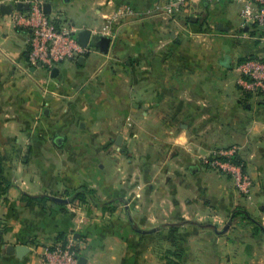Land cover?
<instances>
[{"label":"crops","instance_id":"0c3cea01","mask_svg":"<svg viewBox=\"0 0 264 264\" xmlns=\"http://www.w3.org/2000/svg\"><path fill=\"white\" fill-rule=\"evenodd\" d=\"M39 1L77 38L84 28L102 34L115 6L140 12L159 0ZM200 2L212 14L208 25L196 19L204 12L197 2L179 24L125 17L104 33L112 37L108 54L88 45L83 56L58 62L54 76L30 64L29 31L0 9V166L29 194L64 197L86 186L114 207L87 204L74 214L52 202L43 210L0 200V227L8 228L0 264H41V246L72 231L86 264H264V93L241 90L236 70L251 55L264 58V44L242 43L252 27L232 28L215 11L222 7ZM234 143L251 199L200 161ZM237 207L250 222L231 219ZM17 244L30 251H7Z\"/></svg>","mask_w":264,"mask_h":264},{"label":"built area","instance_id":"2783aa9c","mask_svg":"<svg viewBox=\"0 0 264 264\" xmlns=\"http://www.w3.org/2000/svg\"><path fill=\"white\" fill-rule=\"evenodd\" d=\"M197 0H159L147 10L134 11L125 5L115 6L107 17L102 34H112L110 24L119 22L125 17L158 16L166 22L179 24L178 17L181 11ZM208 3L218 0H204ZM242 4L240 17L243 27L260 29V33L251 36L264 44V0H236ZM11 20L18 26L29 31L28 61L32 65L41 64L51 69L60 61L76 59L89 52L87 46H81L75 37L76 29L72 26L60 25L55 19L47 16L39 0H32L28 10L13 11ZM249 34L242 33L240 37L249 38ZM239 73L237 80L241 90L250 94L264 93V58L247 57L236 66ZM240 151L239 144L213 150L207 157H202L205 165L211 169L229 175L233 187L246 199H251L252 180L245 172L244 162L233 161ZM225 157V159H221ZM238 159V158H237ZM78 242L67 238L65 243L52 242L41 246V264H77L79 252Z\"/></svg>","mask_w":264,"mask_h":264},{"label":"trees","instance_id":"16d2710c","mask_svg":"<svg viewBox=\"0 0 264 264\" xmlns=\"http://www.w3.org/2000/svg\"><path fill=\"white\" fill-rule=\"evenodd\" d=\"M188 21V19H187ZM255 25L252 26L251 31L249 32L250 36L256 35V33H260V29L254 30ZM258 31V32H257ZM254 57V56H250ZM243 61V60H242ZM221 159H225V157H221ZM233 161L239 160L237 158H232ZM64 197L69 199V203L75 206H84L87 204H92L94 206H100L107 203H101L97 201L96 191L94 189L88 188L86 186H80L71 190H66L63 194ZM10 198H18L24 201L26 204H37L43 210L49 209L51 207V199L49 195L45 194H37L32 195L25 191H23L15 182L9 179L3 168L0 166V200L3 202H7ZM109 211H113L114 207H112L109 203L106 205ZM240 218L242 220L251 221L248 212L241 207L235 208L231 213V219ZM8 230L7 227H0V247L3 244V234ZM67 241V234L63 232H59L53 242H62L65 243ZM80 248H78L79 252Z\"/></svg>","mask_w":264,"mask_h":264},{"label":"water","instance_id":"95a60500","mask_svg":"<svg viewBox=\"0 0 264 264\" xmlns=\"http://www.w3.org/2000/svg\"><path fill=\"white\" fill-rule=\"evenodd\" d=\"M29 8H30V3H22V2H17L15 4H13V3H2L0 5V9H1L3 14H9V13L13 12L14 10H19V11L23 10V9L28 10ZM42 9H43L44 13L49 14L50 13V4L44 2L42 4ZM77 41L81 46H88V45L94 46L98 49V51L100 53L106 55L109 52L110 44L112 42V37L109 35H103V34L92 35V32L90 29L84 28V29H81L78 31ZM80 58L83 59V57H80ZM38 66H41V64L38 63ZM57 71H58V68L53 67L51 69V72H50L51 76H54ZM50 199H51L52 203H57L60 205H67L69 203V199L66 197L51 195ZM230 224H231V220L228 221L220 231H217L216 228L214 231L216 233H223L229 228ZM138 231L148 233V232L154 231V229L138 230ZM7 251L9 253H15L16 256L20 258L24 254L29 252L30 249L23 244H17V245H7ZM86 260H87L86 257L79 256L77 264H86Z\"/></svg>","mask_w":264,"mask_h":264},{"label":"rangeland","instance_id":"374dc122","mask_svg":"<svg viewBox=\"0 0 264 264\" xmlns=\"http://www.w3.org/2000/svg\"><path fill=\"white\" fill-rule=\"evenodd\" d=\"M201 0H197V1H195V2H197L196 4H197V6H200L198 9H202L204 12H202V13H199L198 15L199 16H196V19L198 20V21H200L201 22V27H203V25H208L209 24V22H208V20H209V15H212V14H210V11H209V9H207V7H204L205 9H203V8H201V2H200ZM211 3H214L217 7H222V8H220V10H215V11H217V12H219V11H222V12H226L225 14H226V16L228 17V25L230 26V27H232V28H236L237 27V25L238 24H240V23H242V19H241V17H240V9H241V7H242V4L240 3V2H238V1H236V0H228V3H227V6L225 7V5H224V1H221V2H218V4H217V2L216 1H214V2H211ZM223 7H225V8H223ZM214 11V12H215ZM208 13H209V15H208ZM214 14V13H213ZM190 15H195L194 14V12H191L190 13ZM197 15V14H196ZM10 19H11V17H10ZM12 21V20H11ZM210 21V20H209ZM13 22V21H12ZM184 22H185V24L187 25V26H192L191 24H189L188 23V21H187V17L184 19ZM14 23V22H13ZM186 26V27H187ZM188 28V27H187ZM189 30V29H188ZM249 36V38L251 37L250 35H248ZM245 39V38H240V41L242 42V43H245L246 41H252V39ZM94 49L93 48H91V51H93ZM252 56V55H251ZM226 59H227V56H226ZM235 74V73H234ZM234 74L231 76V79H233L234 78ZM109 166H110V169H113V173L115 174V173H118V176H121L120 174H119V172L117 171V169H116V165H115V161H113L111 164H109ZM61 197V196H60ZM253 198V197H252ZM97 199H99L100 200V197H97ZM101 199H103L102 197H101ZM99 200H97L98 202H100ZM245 200V199H244ZM102 201V200H101ZM245 201H247V202H249V201H251V200H245ZM251 203V202H250ZM67 206H68V208L70 209V212L71 213H76L77 211H82V209H84L85 207H87V205H84V206H75V205H73V204H70V203H68L67 204ZM90 206V205H89ZM122 209V208H121ZM123 213L121 212L120 213V215H115L114 217L115 218H117V219H120V216L122 215ZM122 218V217H121ZM74 231H72V232H70V233H68L67 234V238H69V237H73L74 238V235L72 234ZM75 239V238H74Z\"/></svg>","mask_w":264,"mask_h":264}]
</instances>
